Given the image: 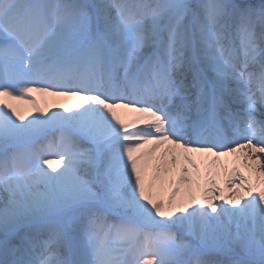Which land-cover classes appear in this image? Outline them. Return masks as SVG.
Instances as JSON below:
<instances>
[{
    "label": "snow or ice",
    "instance_id": "1",
    "mask_svg": "<svg viewBox=\"0 0 264 264\" xmlns=\"http://www.w3.org/2000/svg\"><path fill=\"white\" fill-rule=\"evenodd\" d=\"M0 236V264H264V0H0Z\"/></svg>",
    "mask_w": 264,
    "mask_h": 264
},
{
    "label": "bare ground",
    "instance_id": "2",
    "mask_svg": "<svg viewBox=\"0 0 264 264\" xmlns=\"http://www.w3.org/2000/svg\"><path fill=\"white\" fill-rule=\"evenodd\" d=\"M32 98L35 99V101L39 104L41 108H44L48 114L50 115L52 111H63V107H69L75 103L78 102L76 98H69V97H51V96H44L40 93H32ZM35 96L38 97V99L35 98ZM13 105L17 106L21 110L25 112H30L31 115H36L37 113L34 110V107L30 100L26 97L24 101H10ZM122 118L126 121L129 120L133 113H131L128 110H120ZM31 115H29V118H31ZM51 160V168H49V171H52L53 169L55 171H60L63 168V163L60 162L59 156L52 155L49 157ZM236 157L229 156V157H223L222 160H224L226 163L231 166L232 162L235 161ZM47 167V166H46ZM224 195H228L227 189H225ZM219 203V201H218Z\"/></svg>",
    "mask_w": 264,
    "mask_h": 264
},
{
    "label": "rangeland",
    "instance_id": "3",
    "mask_svg": "<svg viewBox=\"0 0 264 264\" xmlns=\"http://www.w3.org/2000/svg\"><path fill=\"white\" fill-rule=\"evenodd\" d=\"M35 98H36V99H38V97H37V96H35ZM2 238H3V237H2V236H0V239H2Z\"/></svg>",
    "mask_w": 264,
    "mask_h": 264
}]
</instances>
